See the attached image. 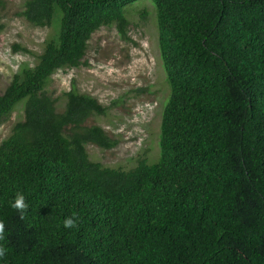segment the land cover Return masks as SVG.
<instances>
[{
  "label": "trees",
  "instance_id": "trees-1",
  "mask_svg": "<svg viewBox=\"0 0 264 264\" xmlns=\"http://www.w3.org/2000/svg\"><path fill=\"white\" fill-rule=\"evenodd\" d=\"M141 1L24 0L17 16L57 33L0 92V125L23 106L0 144V264H264V0H147L171 87L154 163L92 162L88 146L118 144L90 125L108 108L74 84L46 89L102 27L125 38Z\"/></svg>",
  "mask_w": 264,
  "mask_h": 264
},
{
  "label": "rangeland",
  "instance_id": "rangeland-1",
  "mask_svg": "<svg viewBox=\"0 0 264 264\" xmlns=\"http://www.w3.org/2000/svg\"><path fill=\"white\" fill-rule=\"evenodd\" d=\"M4 1L5 7L0 6V24L4 26L0 33V92L21 66L34 67L45 43L57 33L56 25L37 28L18 17L24 0ZM151 2L143 0L127 8L126 39L115 24L102 27L89 42L85 65L56 72L46 87L60 97L74 84L82 94L95 97L108 108L107 115L92 117L90 125L104 128L117 146L111 150L87 147L91 161L107 167L127 170L141 159L154 163L159 157L162 115L171 87L160 54L156 8ZM17 45L30 53L14 51ZM22 119L20 105L0 125V144Z\"/></svg>",
  "mask_w": 264,
  "mask_h": 264
},
{
  "label": "clouds",
  "instance_id": "clouds-1",
  "mask_svg": "<svg viewBox=\"0 0 264 264\" xmlns=\"http://www.w3.org/2000/svg\"><path fill=\"white\" fill-rule=\"evenodd\" d=\"M10 206L19 213L20 219L25 218L29 206L26 203L25 196L22 193H17ZM78 222H79V217L74 213L72 216L66 217L64 219L63 226L65 228H75L78 226ZM4 233H5V224L3 221H0V240L4 239ZM5 255H6L5 248L0 246V257H3Z\"/></svg>",
  "mask_w": 264,
  "mask_h": 264
}]
</instances>
